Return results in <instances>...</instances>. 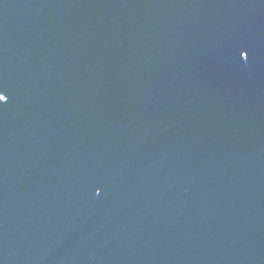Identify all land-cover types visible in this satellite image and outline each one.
<instances>
[{"label":"water","instance_id":"water-1","mask_svg":"<svg viewBox=\"0 0 264 264\" xmlns=\"http://www.w3.org/2000/svg\"><path fill=\"white\" fill-rule=\"evenodd\" d=\"M0 264H264V0H0Z\"/></svg>","mask_w":264,"mask_h":264},{"label":"snow or ice","instance_id":"snow-or-ice-1","mask_svg":"<svg viewBox=\"0 0 264 264\" xmlns=\"http://www.w3.org/2000/svg\"><path fill=\"white\" fill-rule=\"evenodd\" d=\"M6 99V96L0 92V101H4Z\"/></svg>","mask_w":264,"mask_h":264}]
</instances>
